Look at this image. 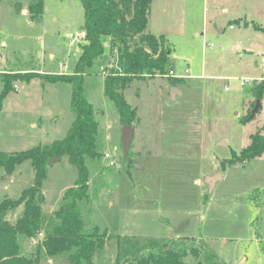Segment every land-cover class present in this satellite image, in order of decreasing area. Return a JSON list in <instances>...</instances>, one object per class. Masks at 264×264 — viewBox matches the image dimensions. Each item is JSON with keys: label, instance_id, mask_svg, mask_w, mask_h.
<instances>
[{"label": "rangeland", "instance_id": "obj_1", "mask_svg": "<svg viewBox=\"0 0 264 264\" xmlns=\"http://www.w3.org/2000/svg\"><path fill=\"white\" fill-rule=\"evenodd\" d=\"M27 3L0 0V76L31 75L28 82L13 81L1 102V152L62 138L72 120L70 85L45 81L43 75L72 71L83 39L70 42L69 34L82 31V6L79 0H43L41 17L31 20ZM253 25L264 27V0L151 1L147 30L165 36L170 68L175 74L188 68L199 76L179 78L174 85L168 73L129 83L124 95L136 112L128 156L121 143L123 125L103 91V73L114 65L108 42L86 68L99 81L88 99L102 129L105 167V186L92 201V222L108 236L94 264H116L117 236L194 237L220 264H264V154L228 161L264 124V91L260 108L240 122L254 107L253 86L264 84V31ZM172 86L182 92L174 100ZM221 136L229 143L216 146ZM86 164L92 183L97 171L93 162ZM216 172L221 178L209 191L204 177ZM33 177L28 160L10 173L0 166V201L18 198ZM75 178L66 156L51 163L41 189L44 214L57 208ZM20 211L11 210L6 218L14 222ZM36 240L29 239L26 248ZM39 264L67 262L52 257Z\"/></svg>", "mask_w": 264, "mask_h": 264}, {"label": "trees", "instance_id": "obj_2", "mask_svg": "<svg viewBox=\"0 0 264 264\" xmlns=\"http://www.w3.org/2000/svg\"><path fill=\"white\" fill-rule=\"evenodd\" d=\"M79 1L83 9V42L72 71L43 75L45 81L70 85L72 120L65 135L25 150L0 151V166L7 173L27 160L34 169L31 186L23 189L16 199L0 201V264H39L52 257L62 258L68 264H94L95 253H101L108 236L92 222V201L105 186V167L102 163V129L88 99L89 93L99 86V81L97 75L86 72V68L102 55L104 43L108 42L114 67L110 66L103 73V91L113 102L122 125H130L136 112L124 95L126 86L133 79L163 76L170 70L171 49L166 45L165 36L147 30L152 0ZM26 11L31 20H38L43 12V0H28ZM253 27L264 31V27ZM30 76H0V107L12 82L18 78L28 82ZM168 80L174 85L179 78L169 77ZM263 91L264 84L253 86L254 101L261 98ZM250 112L248 109L241 116L242 124L250 120ZM263 154L264 124L249 135L246 146L238 153L232 152L228 161L245 162ZM63 156L74 167L76 178L74 184L65 189L57 208L46 215L41 209L42 184L50 160L53 157L60 160ZM87 161L93 162L97 171L92 183ZM19 207L20 214L14 222L9 221L6 218L8 212ZM31 238L37 240L26 248L25 244ZM116 240V264H220L213 253L198 247L194 237L155 240L117 236ZM200 250L203 252L201 256Z\"/></svg>", "mask_w": 264, "mask_h": 264}, {"label": "water", "instance_id": "obj_3", "mask_svg": "<svg viewBox=\"0 0 264 264\" xmlns=\"http://www.w3.org/2000/svg\"><path fill=\"white\" fill-rule=\"evenodd\" d=\"M17 9L19 10L20 6H17ZM181 93L182 92L177 87L172 86L170 91H169L170 99L174 100L176 94H181ZM259 108H260V99L257 98L255 100V104H254V107H253V109L251 111L250 117H252ZM132 135H133V127L131 125H128V124L123 125L122 126V131H121V143H122L123 153H124L125 156H128V151H129V148H130ZM226 143H228V138L227 137H221L215 142L216 145H220V146L226 145ZM56 160H58V158L57 157H53L50 160V163H53ZM135 166L137 168L141 167L139 164H135ZM221 175H222L221 172H216L213 175H206L204 177V181L209 186V191L212 189V187L214 186L215 182L221 178ZM96 255L97 254L95 253V256ZM66 262L68 264V261H66Z\"/></svg>", "mask_w": 264, "mask_h": 264}, {"label": "crops", "instance_id": "obj_4", "mask_svg": "<svg viewBox=\"0 0 264 264\" xmlns=\"http://www.w3.org/2000/svg\"><path fill=\"white\" fill-rule=\"evenodd\" d=\"M219 30V32H221L222 31V29H218ZM155 34V33H154ZM253 45H256L257 47H262L261 45H258V44H255V43H253ZM171 69V68H170ZM186 69H187V71H186ZM186 69H184V72L183 73H181V74H175V72H173V70H172V72H173V74H172V76H174V77H176V78H184V79H190V78H196V77H198L199 75H192V74H190L189 73V70H188V68H186ZM156 77H159V76H156ZM154 78V77H153ZM134 80V79H133ZM132 80V81H133ZM129 85V84H128ZM127 85V86H128ZM126 86V87H127ZM133 127V126H132ZM133 133H134V128H133ZM221 137H225V136H221ZM221 137H219V138H221ZM132 138H133V135H132ZM218 138V139H219ZM217 139V140H218ZM217 140H215V142L217 141ZM131 142H132V139H131ZM228 143H229V139H228ZM131 145V144H130ZM217 146V145H216ZM218 146H220V145H218Z\"/></svg>", "mask_w": 264, "mask_h": 264}, {"label": "built area", "instance_id": "obj_5", "mask_svg": "<svg viewBox=\"0 0 264 264\" xmlns=\"http://www.w3.org/2000/svg\"><path fill=\"white\" fill-rule=\"evenodd\" d=\"M69 37L71 38L70 42H74L75 40L82 38L83 37V33L81 32L80 34H77V35L69 34ZM186 71H187V69H186ZM168 74L169 75L173 74L171 69L168 71ZM239 84L240 85H244L245 82L243 80H241ZM225 88L228 89V86H226ZM105 156L109 157V155L107 153H105ZM40 235H41V233H40Z\"/></svg>", "mask_w": 264, "mask_h": 264}]
</instances>
